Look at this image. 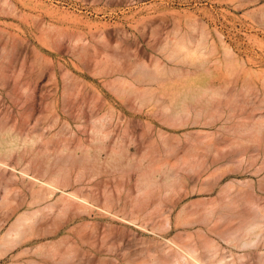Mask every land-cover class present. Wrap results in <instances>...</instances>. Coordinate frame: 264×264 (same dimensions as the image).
Masks as SVG:
<instances>
[{
    "label": "rangeland",
    "instance_id": "1",
    "mask_svg": "<svg viewBox=\"0 0 264 264\" xmlns=\"http://www.w3.org/2000/svg\"><path fill=\"white\" fill-rule=\"evenodd\" d=\"M57 18L79 22L72 39ZM181 39L188 56L171 58ZM252 128L264 132V0H0V242L40 209L0 264H198L171 242L187 232L203 262L264 264V230L244 247L219 235L238 220L197 215L232 179L264 206ZM82 150L93 156L73 169L74 186L31 205L40 185L23 169L48 175ZM140 204L146 219L132 221ZM179 210L187 226L174 225Z\"/></svg>",
    "mask_w": 264,
    "mask_h": 264
},
{
    "label": "bare ground",
    "instance_id": "2",
    "mask_svg": "<svg viewBox=\"0 0 264 264\" xmlns=\"http://www.w3.org/2000/svg\"><path fill=\"white\" fill-rule=\"evenodd\" d=\"M54 23L63 27L70 39H72L73 37L74 28L80 27L78 21H74L71 26H68L61 19L57 18V21H55ZM36 38L40 46L49 45L46 37L42 32L38 33L36 35ZM176 47L177 48H175V50H173L171 54V58L175 57V55L179 52L182 53L181 57L188 56V43L185 39L177 41ZM104 63L107 66V62ZM251 131L249 134L251 140L258 144V152H261L264 157V132L261 133L259 130L256 131L254 129ZM82 151L83 154L79 157H73L65 162L57 163L58 169L54 171V173H49L50 175H47L49 168L46 170V172L36 171V173L33 174L27 171L29 168L23 169V174L30 176L33 180L34 185H40L38 189H34L31 193V205L40 203V201L45 199L46 196L52 195L55 192L65 193L67 192V189L74 186L75 180L73 178V169L77 166L81 169L83 167H89L90 161L93 156V153L90 150ZM262 166L263 167L260 168V170L264 169V159ZM234 174L237 175L236 173ZM175 180H178L177 177H175ZM150 182H148L147 185L139 190L140 194L144 196L143 198L151 197V195L153 194V183L151 182L152 185H150ZM251 185L252 183L241 185L240 183H237L232 179L225 186L220 187L219 197L218 199H216L217 201L212 204H206L202 212L198 211L197 215L199 217V220L201 221V224L207 223L208 221L213 222L214 220L217 221L223 219H225L224 221L228 223L233 222L234 220H238L239 222L233 231L222 229L219 232L220 237L224 238L226 241L231 240L232 242L237 237H242L243 239H245L242 243V246L244 247L254 243L257 240L258 236L261 235L264 230V206H261L252 195V190H250V187L252 188ZM44 187H47V190L45 189V191L40 192V189ZM260 188L261 190H264V178L261 182ZM43 193H45V195ZM68 193L70 194L69 196L79 199V202L81 203L88 202L84 197H81L75 191L69 190ZM64 199L67 201L59 206L60 208L58 211V215L64 214L70 206L69 202L73 201L72 198H67L66 196ZM55 207L56 204H47L44 209L47 208L48 210H52ZM146 208L147 207L145 205L143 206L140 204L138 215H132L130 219L132 221H135V219H139L140 216L143 219H146ZM39 211V208H28V210H26L14 220L11 228L7 231L6 235L0 242L1 255L10 250L16 243V241L23 238L24 235H31L34 233L33 223L36 220V214H38ZM211 218L215 219L212 220ZM192 220L193 218L191 214L187 213L185 210H179L175 216L173 223L175 226H187ZM165 222L166 226L171 225V222H169L167 218L165 219ZM213 228L211 229L212 231H214ZM204 229V227H200L199 229H197V234L195 233V236L199 238V245L201 246V248L207 250L208 252L215 253L216 245L215 243H213V240H211L207 236L206 232H204ZM192 235L193 233L191 232H187L186 235L178 234L174 239L171 240L172 244L176 246L178 250L177 252L180 255L181 259L184 260L185 257H190L198 264H229V262L224 261L223 258L210 263H206L200 260L197 256V248L191 247L189 246V243L187 241L185 242V239L192 237ZM246 236H251V240L246 239ZM56 251L57 250L55 249H51L48 250L47 254L51 255ZM69 257L70 256H68V258Z\"/></svg>",
    "mask_w": 264,
    "mask_h": 264
}]
</instances>
